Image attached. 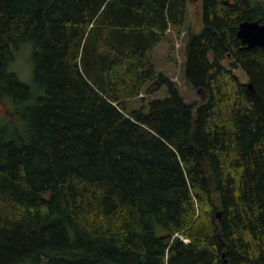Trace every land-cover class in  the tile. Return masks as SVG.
<instances>
[{
  "label": "trees",
  "instance_id": "16d2710c",
  "mask_svg": "<svg viewBox=\"0 0 264 264\" xmlns=\"http://www.w3.org/2000/svg\"><path fill=\"white\" fill-rule=\"evenodd\" d=\"M189 2L191 103L149 53ZM244 20L264 0H0V264H264V48ZM147 82L168 95L128 109Z\"/></svg>",
  "mask_w": 264,
  "mask_h": 264
},
{
  "label": "rangeland",
  "instance_id": "374dc122",
  "mask_svg": "<svg viewBox=\"0 0 264 264\" xmlns=\"http://www.w3.org/2000/svg\"><path fill=\"white\" fill-rule=\"evenodd\" d=\"M202 27L201 22V4L189 2L185 15L184 24L180 27H171L165 39L158 45L153 47L149 53L152 57L157 75L163 73L167 78L173 81L176 85L180 96L187 103L200 101L202 93L195 90L185 79V62H186V44L189 35L193 32H198ZM28 49H23L16 56L13 63V68L17 70L22 79H29L30 65L27 60ZM230 59H224L223 64L230 67ZM233 72L242 82H246L247 78L242 69L238 67L232 68ZM28 81V80H26ZM151 82H147L142 93L128 101V109L136 108L141 104H147L148 101L154 98H164L168 95V86L163 84L158 90L147 93L146 87ZM148 106L146 107V110ZM145 110V111H146ZM7 114V106L0 100V118Z\"/></svg>",
  "mask_w": 264,
  "mask_h": 264
},
{
  "label": "water",
  "instance_id": "95a60500",
  "mask_svg": "<svg viewBox=\"0 0 264 264\" xmlns=\"http://www.w3.org/2000/svg\"><path fill=\"white\" fill-rule=\"evenodd\" d=\"M236 36L246 48H252L255 46L264 48V23L253 20L241 21L238 25ZM247 90L255 94L251 82L247 83ZM218 214L219 213H217V215Z\"/></svg>",
  "mask_w": 264,
  "mask_h": 264
}]
</instances>
